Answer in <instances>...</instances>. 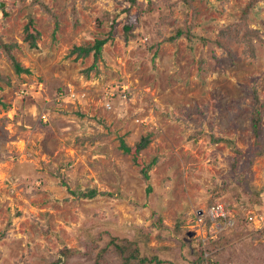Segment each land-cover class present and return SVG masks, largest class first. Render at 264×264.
I'll return each instance as SVG.
<instances>
[{
  "label": "rangeland",
  "instance_id": "374dc122",
  "mask_svg": "<svg viewBox=\"0 0 264 264\" xmlns=\"http://www.w3.org/2000/svg\"><path fill=\"white\" fill-rule=\"evenodd\" d=\"M249 2L0 0V46L29 71L0 49V264H121L117 246L130 264H196L198 248L264 264V0ZM184 15L192 36L172 38ZM112 26L95 67L72 53Z\"/></svg>",
  "mask_w": 264,
  "mask_h": 264
},
{
  "label": "trees",
  "instance_id": "16d2710c",
  "mask_svg": "<svg viewBox=\"0 0 264 264\" xmlns=\"http://www.w3.org/2000/svg\"><path fill=\"white\" fill-rule=\"evenodd\" d=\"M128 1H129V3H130L131 6L136 5L137 2H138V0H128ZM177 1L180 3L179 5H181L182 7H184L183 8L184 14H186L188 12V10L191 11L190 15H192L194 13L193 8L191 7L190 0H177ZM259 1L260 0H250V2L248 4V7H251V6L255 5ZM176 4H178V3H176ZM169 6H171V5H169ZM41 7L45 9L44 11L46 13H48V15H49L50 18H54L55 26H57L56 18L50 12V10L46 6H44V5H41ZM247 11H248V9H244V15H245L244 19L246 18ZM184 16H185V18L182 21V23H184V27H182V28H175L174 31H175L176 34L172 38H180V37H190V36H192V35H190V29H191V26H192L191 24L192 23L189 21V17L187 15H184ZM187 20H188V22H187ZM30 27H32V19L31 18L28 20V24L25 26V31L28 32ZM130 29H131V26L129 27V25L125 27L126 34H128V32L130 31ZM113 32H114V30H113V26H112V28L110 29V31L107 33V35L105 37L101 38L100 40H95L92 45H85V46H81V47L74 48L73 51H72V53H76L78 57H87L90 54H92V56H93V67H95V65H97V59L101 57L103 46L107 43V41L111 40V38L113 36ZM38 38H39V33L38 32L35 31L33 34L28 33L27 39L30 42V46L34 47L35 44H36L35 41ZM243 39H244V36H243L242 40ZM246 42L249 43L250 42V39H248ZM246 42H245V44H246ZM13 47H15L14 44H12V45L11 44H5L3 46H0V49H2V51H4V53L6 54L7 58L9 59L11 65L13 67L14 72L17 75H20L22 73L28 74L29 71L27 69L23 68L14 59V57L11 55V49ZM261 107L262 106H255L256 109L253 112V114H254V116H253V129L256 132V135H257V131L259 129V124H260V116L259 115H260V112H261ZM213 141H220V140H219V138H216ZM147 144H148V138L142 139L138 143V145L136 146V150L135 151L136 152H139V151L143 150L147 146ZM120 149L123 152H128L129 151V149L126 147V145L123 142H121V144H120ZM152 163H154V162H152ZM152 163H150L149 165H147L146 166V169L141 170L142 178H143V180L147 184V187L145 189L146 194H149L151 192V186L148 183L149 182V173H148V170H149V168H150V166H151ZM245 193H248V191H246ZM241 194H243V193H241ZM81 195L84 198H93L96 195V192L93 190V191H90L88 193H84V194L81 193ZM252 197H254V198L250 199L251 202L252 203H257L258 202V199H257L256 195L255 196H252ZM251 202H248V201L245 202V203L243 202V205L246 206V207H248L249 203H251ZM213 205L214 204L211 203L209 205V207L210 206H213ZM244 223H248V222L245 221L243 218H239V221H238V224H237L238 226L237 227L242 226ZM235 229H237V228H235ZM235 229H234V231H235ZM262 233H263V231L262 232H259L258 234H256V237H259ZM3 234L4 233H2L0 235V240L4 237ZM253 239H256V238L254 237V238H252V240ZM256 247L257 248H254V250H259V248H260V252L258 253L259 254L258 257H257V255H255V257H254L255 261H258V262H262L263 261L264 262V244H260L259 246H256ZM117 251H118V253H117L118 255L117 256L120 258L121 264H130V261L132 260V258L135 257L134 255H129L127 249H126V252H124V249L122 247H118L117 246ZM208 251H210L209 248H208ZM195 252L197 254H199V259L198 260L195 259L196 260V264H202L203 263L202 262L203 261V253L201 252V250H199V248H198L197 251L195 250ZM104 256H105V254H104ZM252 261H254V260H252ZM208 263L214 264V263H211L210 261H208ZM50 264H58V263L57 262H53V263H50ZM94 264H110V263L108 261H106V259L104 257H101V252H100V253L97 254L96 260H94Z\"/></svg>",
  "mask_w": 264,
  "mask_h": 264
},
{
  "label": "built area",
  "instance_id": "2783aa9c",
  "mask_svg": "<svg viewBox=\"0 0 264 264\" xmlns=\"http://www.w3.org/2000/svg\"><path fill=\"white\" fill-rule=\"evenodd\" d=\"M107 94H108L107 97L110 100L113 99L114 97H117L116 92L114 93L113 91H109V92H107ZM222 210H223V208L220 207V205L216 204V206L213 205V206L207 208V214L210 215V219H212V220H214V219L218 220V219H221V218L225 219L226 215H225V213ZM197 214L199 215V217H202V218L204 217V215H202V211L201 212L199 211Z\"/></svg>",
  "mask_w": 264,
  "mask_h": 264
}]
</instances>
